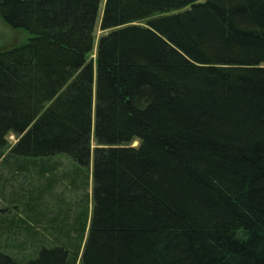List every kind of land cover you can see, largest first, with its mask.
I'll use <instances>...</instances> for the list:
<instances>
[{"label":"trees","instance_id":"trees-1","mask_svg":"<svg viewBox=\"0 0 264 264\" xmlns=\"http://www.w3.org/2000/svg\"><path fill=\"white\" fill-rule=\"evenodd\" d=\"M0 16L31 34L0 50V160L49 162L55 203L0 207V264H264V0H0Z\"/></svg>","mask_w":264,"mask_h":264},{"label":"rangeland","instance_id":"rangeland-1","mask_svg":"<svg viewBox=\"0 0 264 264\" xmlns=\"http://www.w3.org/2000/svg\"><path fill=\"white\" fill-rule=\"evenodd\" d=\"M103 9V4L100 9V14ZM99 22V18H98ZM102 30L100 29V25H97V34L100 35ZM31 34L24 28H14L8 25L4 19L0 16V50L19 46L26 44L29 41ZM95 52V51H94ZM95 57V54H93ZM16 137L14 135H9V141L11 144L16 142ZM137 142L134 143L136 145ZM95 146V142H94ZM57 162L62 163L58 168L57 172L61 174L63 171H68L69 174L75 175V169L77 165L71 158H58L53 159ZM60 160V161H59ZM43 163L47 164L49 162L44 161L42 159H36V162L30 163V168L26 172H20L16 170V175H14V170L12 165L14 164V159L8 158L5 162L4 159L0 160V207L10 205V202L13 198L18 197H27L31 195V197H36L37 195H41L39 203L41 205L46 204L44 201L48 203L51 202L49 196L44 195L42 192L46 190L49 185L52 184V181L49 180L47 176L39 175V170H41V166ZM52 163V162H50ZM90 188L89 191L91 192V184H92V177H91V168H90ZM84 178V170L80 171L79 179L83 180ZM63 181V179L61 180ZM63 181L61 184L55 185V192L60 193L64 190V198H66V203L69 202L72 209H75V200L77 196H80L76 193V191L72 190L71 188H65ZM68 184V182H66ZM83 191V190H81ZM63 197V195H60ZM12 204V203H11ZM50 205L55 206V203L51 202ZM53 208V207H52ZM51 210V209H50ZM2 213V212H1ZM9 213V212H7ZM52 213V212H51Z\"/></svg>","mask_w":264,"mask_h":264}]
</instances>
